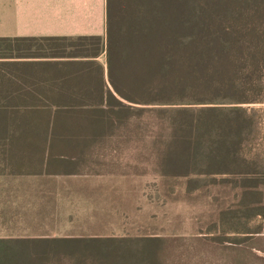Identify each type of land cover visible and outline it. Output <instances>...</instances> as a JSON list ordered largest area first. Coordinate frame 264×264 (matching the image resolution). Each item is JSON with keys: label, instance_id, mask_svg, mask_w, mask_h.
Instances as JSON below:
<instances>
[{"label": "trees", "instance_id": "1", "mask_svg": "<svg viewBox=\"0 0 264 264\" xmlns=\"http://www.w3.org/2000/svg\"><path fill=\"white\" fill-rule=\"evenodd\" d=\"M105 68L114 93L97 95L103 108L73 111L92 139L148 113L162 179L185 191L215 177L237 187L236 203L216 214L232 231L259 214L246 191L264 180L263 157L250 149L256 108L242 104L264 100V0H106ZM77 240L0 238V264H156L148 238Z\"/></svg>", "mask_w": 264, "mask_h": 264}, {"label": "crops", "instance_id": "2", "mask_svg": "<svg viewBox=\"0 0 264 264\" xmlns=\"http://www.w3.org/2000/svg\"><path fill=\"white\" fill-rule=\"evenodd\" d=\"M105 44L106 0H0V238L56 237L11 230H39L67 191L130 174L120 153H90L104 137L73 117L114 93Z\"/></svg>", "mask_w": 264, "mask_h": 264}, {"label": "rangeland", "instance_id": "3", "mask_svg": "<svg viewBox=\"0 0 264 264\" xmlns=\"http://www.w3.org/2000/svg\"><path fill=\"white\" fill-rule=\"evenodd\" d=\"M261 85L264 98V74ZM242 106L256 108L257 131L250 149L264 160V100ZM148 115L132 119L113 136L94 143L90 152L120 153L118 162L122 165L117 170L129 171V175L104 179L112 189L67 191L62 204L56 205L51 222L39 223V230L21 228L11 232L79 236L83 240L77 243H89L88 238H148L156 246V264H264V180L246 190L254 192L250 203L259 214L237 231L220 226L217 211L236 203L238 188L215 177L204 186L185 191L179 180L162 179L157 174L160 153H151L150 145L156 127ZM127 161L129 165L125 166ZM14 225L34 224L20 221ZM9 232L3 230L1 220L0 236ZM54 240L37 244L59 245ZM89 262L64 256L49 264Z\"/></svg>", "mask_w": 264, "mask_h": 264}]
</instances>
